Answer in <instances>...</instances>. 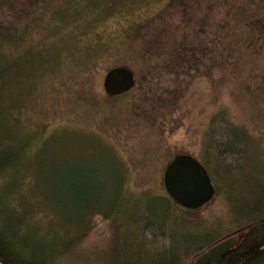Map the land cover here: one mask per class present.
<instances>
[{
	"label": "trees",
	"instance_id": "trees-1",
	"mask_svg": "<svg viewBox=\"0 0 264 264\" xmlns=\"http://www.w3.org/2000/svg\"><path fill=\"white\" fill-rule=\"evenodd\" d=\"M176 1L181 3V0H172L171 4ZM200 1L206 8L204 17L195 16L202 38L199 57H190L187 62L190 65L199 62V76H209L218 69L234 72L245 60L237 59L240 50L250 52L252 56V46L256 48L264 36V8L253 13V0H235V3L222 0V5V2L213 5L212 0ZM133 2L0 0V258L6 264L67 263L68 241L78 237L85 239L99 220L114 226V220L120 214L116 207L124 202L128 207L125 223L148 238L146 243L151 246H155L158 240L161 242V249L154 254L155 250L152 252L146 243L140 242L131 264H181L189 258L188 264H264V216L240 226V229H253L236 248L237 259L234 260L230 251L235 233L224 236L220 232L214 238H206L204 235L197 237V232L184 234L180 229L173 231L170 228L167 232L166 227L163 229L162 225L156 224L153 215L146 213L150 203L166 201L169 207L180 212V219L193 223L192 218L211 202L197 210L185 209L166 191L164 198L134 189L133 182L128 183L132 176L115 174L113 177L106 173L99 177L87 160L69 156L68 149L48 150V144L55 142L59 135H47L49 129L59 122L53 118L58 115V108H72L75 112L69 114L75 117L79 109L72 107L75 101L69 102L67 97L74 92L83 96L93 91L90 84L94 81V71L107 60L115 62L107 65L106 73L116 67H126L138 76H156L160 68L169 69L171 63L178 67L182 62L187 63L183 59L186 52L184 39L177 38L183 31L173 39V54L167 53L172 40L163 51L156 50L158 44L154 41L158 35H155V28L160 29L158 24L167 16L161 13L150 22L135 20L128 15ZM220 7L223 14L219 16L223 17L212 22L209 15H215ZM208 37L212 39L210 43ZM193 47L190 46L189 50L192 51ZM163 53L165 59L169 57L168 66L159 58ZM196 58L199 60H194ZM120 59L133 61L132 64L116 62ZM245 69L250 68L246 66ZM177 72L181 73L182 68ZM93 104L95 107L99 101ZM102 113L98 110L95 117ZM219 113V124L215 122V126L204 134L199 161L206 169L207 165L210 166L213 173L225 174L229 183L233 168L225 163L228 160L237 161L253 151V155L264 163L263 138L232 120L225 108ZM92 145L82 146V154L93 148ZM45 161L50 162L49 170L55 182L51 183L49 192L43 193L44 202L54 206L55 213L50 210L52 216L46 225L41 226L33 216L43 200L40 195L29 194L34 193L37 186L49 188L45 181L46 169L41 166ZM213 184L217 194L221 190ZM27 189L31 191L25 194ZM56 216L61 217L67 226L58 224L54 228ZM153 239L156 241L152 242ZM169 239L171 249L167 244Z\"/></svg>",
	"mask_w": 264,
	"mask_h": 264
},
{
	"label": "rangeland",
	"instance_id": "rangeland-1",
	"mask_svg": "<svg viewBox=\"0 0 264 264\" xmlns=\"http://www.w3.org/2000/svg\"><path fill=\"white\" fill-rule=\"evenodd\" d=\"M171 1L134 0L130 4L128 15L135 20L147 19L150 22L164 13L167 18L158 24L160 29L155 28L157 29L155 35H158L154 41V44H158L156 50L163 51L172 40L167 53L173 54L175 41L173 39L176 34L183 31L177 38L180 37L181 41L184 39L186 52L183 59L187 62L190 57H199V41H202V38L197 29L199 25L195 24V16L204 17L206 7L203 8L204 4L200 0H181V3L176 1L173 4ZM221 2L222 0H212L213 5ZM253 7H255L253 13L254 10L264 8V0H253ZM222 10L220 7L215 11V15H209L212 22L223 17L219 16L223 14ZM208 38L210 43L212 39ZM192 45L194 51L189 50ZM252 49V56L250 52L240 50L241 54L237 59L245 60L239 69L234 72L218 69L209 76H199V62H192L191 65L182 62L180 64L182 72H177L180 67L169 64V57L165 59L163 53L159 58L166 62V66L169 64L170 68H160L161 71L158 70L156 76L153 74L138 76L133 73L134 88L129 91L128 96L116 97L117 99L109 98L103 87L107 65L115 62L107 60L105 65L98 66L94 71V81L90 84L92 93L77 96L79 93L74 92L70 98L66 96L69 102L75 101L72 107L79 109L75 117L69 114L73 111L72 108H58V115H54L53 118L59 122L49 129L47 135L54 136L57 133L59 135L54 139L55 142L48 144V150L54 152L57 147L68 149L69 156L87 160V163L96 169L99 177L106 173L113 177L115 174L132 176L128 183L133 182L134 189L145 190L155 196L166 198L164 174L167 166L177 155L182 154L191 155L201 161L199 150L204 134L215 126V122L219 124L221 108L229 112L232 120L244 124L253 135L263 138L261 143L264 147V36L256 48L252 46ZM132 61L120 59L116 62L132 64ZM246 66L250 69H245ZM220 72L224 73L219 74ZM96 100L99 104L94 107L93 103ZM98 110L104 113L95 117ZM108 113L110 117H107ZM87 144H93V148L82 154V146ZM253 154V151H249L245 157L238 158L237 161L231 160L233 163L229 160L225 162L233 168V177L229 183L225 174L219 171L213 173L207 165L213 182L221 191L215 195L208 207L192 218L193 223L180 219L182 216L180 212L169 207L166 201L155 200L147 206L146 213L153 215L156 224L162 225L163 229L166 227L167 232H170V228L173 231L180 229L184 230V234L197 232V237L204 235L206 238H214L220 232L224 233V236L235 233L230 252L236 260V248L253 229L252 227L240 229V226L256 217L264 216L262 210L264 202L259 198L264 199V163ZM61 156L66 158V155ZM49 163L45 161L41 165L46 169L45 181L49 188L37 186L36 191L29 194L40 195L43 202V193L49 192L47 190L52 187L51 183L55 182V177L52 179L49 170ZM36 168L38 170V167ZM28 191L31 190L27 189L24 193L27 194ZM43 202L41 207L35 209L33 216L35 222L41 226L46 225L48 218L52 216L50 210L55 213L54 206ZM116 208L120 214L115 218L114 226L108 221L99 220L85 239L78 237L68 241L65 256L67 263L64 264L134 263L139 250L138 244L149 242V239L138 234L135 227H129L125 223L128 218V207H125L124 202ZM72 214L74 216L73 212ZM58 224L63 226L65 223L61 217L56 216L53 227ZM155 227L157 228L153 225V228ZM188 238L190 237H186ZM167 244L170 247L171 239ZM145 246L152 252L155 250L154 254L161 249V242L158 240L155 246H151L150 243H146ZM190 260V258L184 260L181 264H188ZM0 264L6 263L0 258ZM57 264H62V261H58Z\"/></svg>",
	"mask_w": 264,
	"mask_h": 264
},
{
	"label": "water",
	"instance_id": "water-1",
	"mask_svg": "<svg viewBox=\"0 0 264 264\" xmlns=\"http://www.w3.org/2000/svg\"><path fill=\"white\" fill-rule=\"evenodd\" d=\"M135 86L133 72L126 67L110 69L104 78L106 94L115 97ZM164 187L169 197L185 209L197 210L213 200L216 188L204 165L191 155H177L167 166Z\"/></svg>",
	"mask_w": 264,
	"mask_h": 264
},
{
	"label": "bare ground",
	"instance_id": "bare-ground-1",
	"mask_svg": "<svg viewBox=\"0 0 264 264\" xmlns=\"http://www.w3.org/2000/svg\"><path fill=\"white\" fill-rule=\"evenodd\" d=\"M1 15V14H0ZM64 77V76H63Z\"/></svg>",
	"mask_w": 264,
	"mask_h": 264
}]
</instances>
